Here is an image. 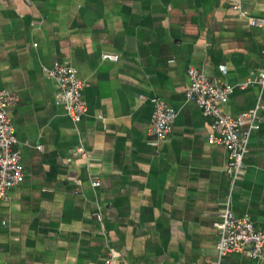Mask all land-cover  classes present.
Returning a JSON list of instances; mask_svg holds the SVG:
<instances>
[{
  "label": "crops",
  "instance_id": "obj_1",
  "mask_svg": "<svg viewBox=\"0 0 264 264\" xmlns=\"http://www.w3.org/2000/svg\"><path fill=\"white\" fill-rule=\"evenodd\" d=\"M238 1L0 0V90L19 96L25 167L0 198V264H105L109 252L125 264H218L231 193L237 216L264 224V86L237 88L223 107L262 118L234 190L226 148L208 141L211 118L186 97L191 65L234 85L264 68V25L251 24L264 21V0H243L244 16ZM55 61L86 83L79 122L46 75ZM155 99L177 112L165 140L149 132ZM220 264H264V251Z\"/></svg>",
  "mask_w": 264,
  "mask_h": 264
},
{
  "label": "built area",
  "instance_id": "obj_2",
  "mask_svg": "<svg viewBox=\"0 0 264 264\" xmlns=\"http://www.w3.org/2000/svg\"><path fill=\"white\" fill-rule=\"evenodd\" d=\"M241 15H245L244 2L239 0L232 5ZM253 26H262L264 21L251 19ZM104 59L117 60L115 54H103ZM46 75L54 78L59 84L56 94L57 101L63 104L68 115L74 122L81 121L87 111L84 99L86 83L77 75V70L67 62L55 61L52 67L45 69ZM189 84L186 90L188 100L195 101L204 115L211 118L212 131L208 141L219 144L228 152V171L231 176V188L235 189L236 182L245 171V156L249 147L252 133L261 127L262 118L258 108L231 114L224 110V105L237 88L244 89L252 84L264 86V68L251 72L246 81L237 85L222 82L215 83L204 72L191 65L188 68ZM19 101L16 92L9 89L0 90V198H7L8 190L19 185L25 179V167L22 154L15 148L17 136L11 117V110ZM154 110L149 128L151 135L157 140H165L173 130L177 112L164 100L153 101ZM39 149L42 146H38ZM74 155H86L83 146L73 148ZM99 180L93 182L100 185ZM232 193L226 198L224 210L220 213L217 224L218 239L216 242L217 263L233 252L244 253L257 259L264 251V224L257 226L249 215L237 216L232 208ZM101 207L94 216L101 219ZM105 264H125L117 262L114 252H109Z\"/></svg>",
  "mask_w": 264,
  "mask_h": 264
}]
</instances>
